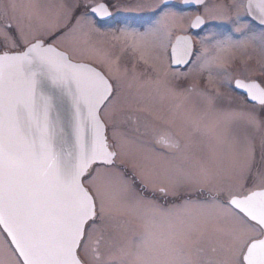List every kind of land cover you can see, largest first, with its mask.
Listing matches in <instances>:
<instances>
[{
  "label": "snow or ice",
  "instance_id": "6c2138e0",
  "mask_svg": "<svg viewBox=\"0 0 264 264\" xmlns=\"http://www.w3.org/2000/svg\"><path fill=\"white\" fill-rule=\"evenodd\" d=\"M184 24L199 31L171 44ZM97 37L168 63L145 78L143 55L122 66ZM245 44L264 75V0H0V264H264V87L221 59ZM77 58L107 77L82 84ZM193 75L215 87L186 86ZM40 76L75 85L66 157L43 98L38 115Z\"/></svg>",
  "mask_w": 264,
  "mask_h": 264
},
{
  "label": "rangeland",
  "instance_id": "374dc122",
  "mask_svg": "<svg viewBox=\"0 0 264 264\" xmlns=\"http://www.w3.org/2000/svg\"><path fill=\"white\" fill-rule=\"evenodd\" d=\"M244 1L245 0H243V2ZM4 2L8 3V0H4ZM39 2L45 6H48V5L52 6V11L54 12L56 9V6L60 3V0H39ZM215 2H220V0H215ZM222 2L225 4H231L232 0H222ZM186 27H187V24L177 25L173 31V34L177 30L185 29ZM238 35L239 34H237V36ZM96 39L99 41H102V46L106 48H111L112 44L115 43L116 47L112 50L120 54L121 56L120 63L122 66L126 64L129 67H131L132 63L134 61H137L139 57L143 55L144 59L147 60V64H145L143 61H140L137 67L139 71L144 73L145 78H147L148 76L155 78L156 73L152 71V67H151L152 65L160 66L161 64H163L166 66L168 63L167 56H162L159 61L156 59V57L160 56V53H156V52L148 53V52H143L142 50L136 51L134 53L131 49H125L121 51V49L123 48L122 42H114L109 37H97ZM57 47L68 52V49L65 46H57ZM221 59H222V62L231 63V66L233 68L247 67V68L256 70L253 72L243 73V75L245 76H250L251 78H254L255 76H260L264 78V75H261L259 73V61L261 60V57L258 51L256 50L255 45L253 44H245L239 47L230 48L227 52L221 54ZM74 61H81V62H85L88 64H92L95 67L102 70L104 74L107 76V69L105 68V66L95 62L94 60L77 58V59H74ZM237 74L240 75V73H237ZM263 83H264V80H263ZM185 84L186 86L195 85L198 88L205 89L206 91H211L215 87V85H208L206 82V79H201L194 75L190 76L189 79L185 81ZM220 91L221 93L224 94L225 97H227L229 95V91H231V103L233 107L250 108L252 106L248 104L247 102L243 101L242 98L236 94L234 89L227 90L225 88H220ZM218 102L227 103L228 101L227 99H222L221 101H218ZM163 124L160 123L157 130H163L166 125L169 129L174 131V129L170 127L169 125L167 124L163 125ZM129 170L131 171L130 168Z\"/></svg>",
  "mask_w": 264,
  "mask_h": 264
},
{
  "label": "water",
  "instance_id": "95a60500",
  "mask_svg": "<svg viewBox=\"0 0 264 264\" xmlns=\"http://www.w3.org/2000/svg\"><path fill=\"white\" fill-rule=\"evenodd\" d=\"M176 42L177 39L174 44H176ZM53 48V53L49 54L53 59H58L59 56H66L68 54L66 51L55 45H53ZM71 63L79 66L75 69V71L77 75L81 77L82 84L87 83L86 78L90 75L88 69L104 74L100 69L92 64L74 60H72ZM38 81V115L40 114L39 110L41 106V99L43 98L48 109V123L51 128L50 130L52 132L54 146L62 154V156L66 157L69 153H74L76 149L75 127L77 123V114L76 106L73 103L75 85H72L71 82H69L68 85L54 86L46 76L38 77ZM80 108L81 114H83V106L81 105Z\"/></svg>",
  "mask_w": 264,
  "mask_h": 264
},
{
  "label": "flooded vegetation",
  "instance_id": "af4514ba",
  "mask_svg": "<svg viewBox=\"0 0 264 264\" xmlns=\"http://www.w3.org/2000/svg\"><path fill=\"white\" fill-rule=\"evenodd\" d=\"M244 3L246 4V3H247V0H245ZM186 28H187V27H186ZM186 28H185V29H186ZM198 31H199V30H196V29H187V31H185L184 29L177 30L176 32H174L172 38L170 39V42H171V44H174L175 41H176V39H177L178 37L183 38V37H185V36H187V35H194V34H196V32H198ZM170 53H171V47H169V55H170ZM106 77H107V76H106ZM252 79H254L255 81H257L262 87H264V83H263L264 78H263V77L255 76V77L252 78ZM234 91L236 92V94H237L239 97L242 98L243 101L247 102V103L250 104V105L253 104V102H252L251 100H248V98H247V94H246V93H244V92H242V91H240V90H236V89H234ZM102 118H103V117H102ZM162 124H163V123H162ZM163 125H165V124H163ZM157 131H158V133H159L160 135H163V134H165V133L172 132V130L169 129L166 125H165V127H164L163 130H157ZM160 151H163V149H161ZM129 173H131L130 170H129ZM137 186H139L138 183H137ZM148 194H149V195H152L151 192H149ZM155 198H156L160 203H163V204H169V203H172L173 201L179 202V197H172V196L163 197V196H161L158 192L155 193Z\"/></svg>",
  "mask_w": 264,
  "mask_h": 264
}]
</instances>
